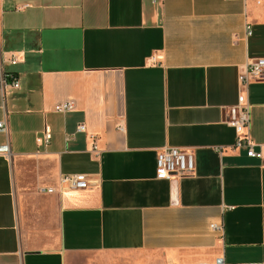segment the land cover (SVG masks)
Masks as SVG:
<instances>
[{
	"label": "crops",
	"instance_id": "1",
	"mask_svg": "<svg viewBox=\"0 0 264 264\" xmlns=\"http://www.w3.org/2000/svg\"><path fill=\"white\" fill-rule=\"evenodd\" d=\"M263 57L264 0H0V59L20 83L0 79V264H264V81L247 95L263 157L227 123ZM167 147L193 150L194 173L159 179ZM63 174L91 187L63 191Z\"/></svg>",
	"mask_w": 264,
	"mask_h": 264
},
{
	"label": "built area",
	"instance_id": "2",
	"mask_svg": "<svg viewBox=\"0 0 264 264\" xmlns=\"http://www.w3.org/2000/svg\"><path fill=\"white\" fill-rule=\"evenodd\" d=\"M158 0H153L156 3ZM246 1V0H245ZM260 1V0H255ZM248 34H251L250 26L247 27ZM11 63H17V58L13 57ZM0 79L4 86L18 88L19 80L12 74L5 72L3 62L0 59ZM264 81V57L251 60L245 69L240 73L239 86L240 96L237 105L231 106L228 110L227 123L236 132L235 148H246L250 157H263L262 152H257L255 143L250 135L251 106L248 100V89L252 81ZM75 105L72 101H64L54 106V111L67 113L74 110ZM78 132H85V124H79ZM0 132H8L5 120L0 121ZM52 135L49 127H46L42 142L48 144ZM93 140V150H98L96 136H91ZM6 154L10 155V148L6 147ZM196 168V159L193 150L177 147H167L158 151L157 154V177L159 179H173L191 175ZM63 191L85 190L91 187V182L87 175L83 174H63L59 179ZM42 193H54V187L40 188ZM211 228L218 232H223L222 224H212ZM209 264H228L224 257H218Z\"/></svg>",
	"mask_w": 264,
	"mask_h": 264
},
{
	"label": "rangeland",
	"instance_id": "3",
	"mask_svg": "<svg viewBox=\"0 0 264 264\" xmlns=\"http://www.w3.org/2000/svg\"><path fill=\"white\" fill-rule=\"evenodd\" d=\"M150 253L89 254L75 256L71 264H153Z\"/></svg>",
	"mask_w": 264,
	"mask_h": 264
}]
</instances>
